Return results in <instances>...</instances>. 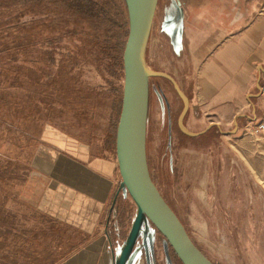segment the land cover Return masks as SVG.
Wrapping results in <instances>:
<instances>
[{"label":"rangeland","instance_id":"374dc122","mask_svg":"<svg viewBox=\"0 0 264 264\" xmlns=\"http://www.w3.org/2000/svg\"><path fill=\"white\" fill-rule=\"evenodd\" d=\"M85 1L0 0V212L23 228L32 226L23 206L32 191V150H54L60 134L99 150L110 115L119 117L129 19L119 14L121 0ZM167 1L158 0L142 66L189 88L188 61L169 40ZM145 83L146 157L161 195L213 264H264V123L240 120L221 132L195 124L190 93L181 89L189 100L185 129L210 127L185 137L177 126L183 102L172 84L161 77ZM120 181L102 225L123 247L137 208ZM126 261L181 264L146 218Z\"/></svg>","mask_w":264,"mask_h":264},{"label":"crops","instance_id":"0c3cea01","mask_svg":"<svg viewBox=\"0 0 264 264\" xmlns=\"http://www.w3.org/2000/svg\"><path fill=\"white\" fill-rule=\"evenodd\" d=\"M163 11L173 50L188 61L181 89L193 123L219 132L240 120L264 123V0H168ZM117 123L114 112L99 150L62 134L54 150H32V191L19 200L32 226L0 212V264H117L125 245L102 225L121 180Z\"/></svg>","mask_w":264,"mask_h":264},{"label":"water","instance_id":"95a60500","mask_svg":"<svg viewBox=\"0 0 264 264\" xmlns=\"http://www.w3.org/2000/svg\"><path fill=\"white\" fill-rule=\"evenodd\" d=\"M126 2L129 23L122 53L124 79L116 128V156L122 186L136 204L137 214L117 264H125L143 218H146L165 239L181 264H213L192 241L151 178L145 147L147 106L145 78L161 77L172 84L183 102L177 120L178 129L183 135L190 138L198 137L210 127L200 133L187 131L184 127V118L189 105L187 96L173 77L166 73L146 70L142 66L144 48L158 0H126ZM139 66L145 70H138Z\"/></svg>","mask_w":264,"mask_h":264},{"label":"trees","instance_id":"16d2710c","mask_svg":"<svg viewBox=\"0 0 264 264\" xmlns=\"http://www.w3.org/2000/svg\"><path fill=\"white\" fill-rule=\"evenodd\" d=\"M58 1H60V3L62 4V2H61V0H58ZM72 2H75V4L76 5H80V4H77L78 2H82V3H87V1H85V0H71ZM115 5H117V3L115 4ZM120 8H119V10H121V13H120V11H119V14H120V16L122 17V18H125V17H127V19H128V6H127V2H126V0H121V2L119 3V5H118ZM16 47H19V45H15L14 47H11V46H7V47H4L5 48V50L4 51H9L10 49H14V48H16ZM150 78H158V77H150ZM181 133V132H180ZM182 134V133H181ZM183 135V134H182ZM183 136H185V135H183ZM185 137H187V136H185ZM29 160H30V158H29ZM126 193H127V191H126ZM128 194V193H127ZM129 195V194H128ZM170 206V205H169ZM159 233V232H158ZM170 247V246H169ZM173 252V251H172ZM173 254H174V252H173ZM175 255V254H174Z\"/></svg>","mask_w":264,"mask_h":264},{"label":"bare ground","instance_id":"6f19581e","mask_svg":"<svg viewBox=\"0 0 264 264\" xmlns=\"http://www.w3.org/2000/svg\"><path fill=\"white\" fill-rule=\"evenodd\" d=\"M138 70H140V71H143V70H145L142 66H139L138 67Z\"/></svg>","mask_w":264,"mask_h":264},{"label":"built area","instance_id":"2783aa9c","mask_svg":"<svg viewBox=\"0 0 264 264\" xmlns=\"http://www.w3.org/2000/svg\"><path fill=\"white\" fill-rule=\"evenodd\" d=\"M262 128L263 127V125L262 124H258V126H257V128Z\"/></svg>","mask_w":264,"mask_h":264}]
</instances>
